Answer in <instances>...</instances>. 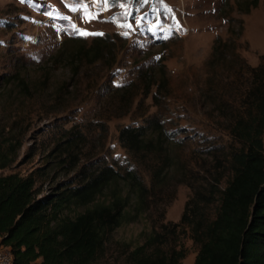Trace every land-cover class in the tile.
I'll return each instance as SVG.
<instances>
[{"label":"rangeland","instance_id":"1","mask_svg":"<svg viewBox=\"0 0 264 264\" xmlns=\"http://www.w3.org/2000/svg\"><path fill=\"white\" fill-rule=\"evenodd\" d=\"M91 46L100 57L90 62ZM261 65L264 0H0V129L12 118L25 128L0 174L32 172L44 195L106 166L132 171L145 189L142 211L132 216L131 195L129 215L92 264H123L173 223L160 247L181 248L180 263L193 264L198 245L179 223L183 205L194 189L207 194L231 177L241 142L230 128ZM126 126L141 127L151 145L124 148ZM198 206L212 219L216 197Z\"/></svg>","mask_w":264,"mask_h":264},{"label":"trees","instance_id":"2","mask_svg":"<svg viewBox=\"0 0 264 264\" xmlns=\"http://www.w3.org/2000/svg\"><path fill=\"white\" fill-rule=\"evenodd\" d=\"M88 49L90 62L100 57L96 47ZM251 71L255 80L244 96V111L230 128L241 142L230 154L231 177L222 188L212 186L213 192L207 194L194 189L179 218L198 245L193 264H264V67ZM18 77L10 81L16 78L25 90L24 80ZM24 130L16 118L0 129V169L15 160ZM144 137L141 127L129 126L118 135L121 145L133 152L151 145ZM161 138L158 128L157 144ZM35 182L32 172L0 174V246L9 248L11 264H92L110 232L129 215V197H135L137 212L132 216L144 205V186L132 171L121 174L106 166L80 184L61 186L44 195L38 193ZM99 196L104 200L96 202ZM215 197L214 216L205 219L198 203ZM176 225L161 224L168 231L147 236L127 252L123 264H181V248L160 247Z\"/></svg>","mask_w":264,"mask_h":264},{"label":"built area","instance_id":"3","mask_svg":"<svg viewBox=\"0 0 264 264\" xmlns=\"http://www.w3.org/2000/svg\"><path fill=\"white\" fill-rule=\"evenodd\" d=\"M12 254L9 248L5 246H0V264H11Z\"/></svg>","mask_w":264,"mask_h":264},{"label":"snow or ice","instance_id":"4","mask_svg":"<svg viewBox=\"0 0 264 264\" xmlns=\"http://www.w3.org/2000/svg\"><path fill=\"white\" fill-rule=\"evenodd\" d=\"M21 2L22 3L26 2V0H21ZM106 3H107V0H105V4ZM85 18L88 19V20L95 19V17L92 16V15H87ZM176 26L179 27V23L178 22H177ZM73 27L75 28V25H73ZM128 27H130V25H128ZM76 34H78V35H102V33H90V32H88L86 30H83V29H77L76 30ZM124 34L127 35V33H124Z\"/></svg>","mask_w":264,"mask_h":264}]
</instances>
